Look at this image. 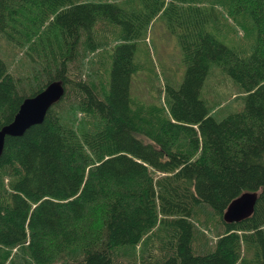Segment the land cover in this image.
<instances>
[{
    "label": "trees",
    "instance_id": "1",
    "mask_svg": "<svg viewBox=\"0 0 264 264\" xmlns=\"http://www.w3.org/2000/svg\"><path fill=\"white\" fill-rule=\"evenodd\" d=\"M161 15L184 22L172 29L185 69L147 103L131 90L136 38ZM228 17L247 44L227 40ZM1 44L14 58L0 50V127L49 81L65 92L5 137L0 264H264V0H0ZM99 47L109 62L96 80L83 65ZM24 57L37 71L14 74ZM212 64L242 108L212 112L201 94ZM245 190L258 191L252 213L225 221Z\"/></svg>",
    "mask_w": 264,
    "mask_h": 264
},
{
    "label": "rangeland",
    "instance_id": "2",
    "mask_svg": "<svg viewBox=\"0 0 264 264\" xmlns=\"http://www.w3.org/2000/svg\"><path fill=\"white\" fill-rule=\"evenodd\" d=\"M122 2V0H120ZM125 5L127 7L132 6V2ZM145 25L142 28L140 35L138 36L134 58L135 61L139 63L138 70L133 73L131 90L137 99L140 101H145L147 103L158 100V90L162 89L164 83L177 82L181 80L183 75L185 64L182 60V51L180 47L178 33L180 32V26L177 25L174 30L172 29L173 23H181L177 21H167L165 15L155 16L151 21H144ZM227 23L230 27V32L227 35V40H239L242 45L247 44V31L240 24L234 21L232 18L228 17L227 21H222ZM101 28L103 31L100 33L99 41L109 40L111 38V26L105 23H101ZM115 33L119 29H115ZM106 31L107 34H103ZM113 31V30H112ZM220 35H224L223 33ZM224 39V36L222 37ZM241 38V39H240ZM225 40V39H224ZM25 46L22 48H17L19 51L24 52ZM0 50L3 51L2 55L5 61L10 63V59L14 58V51L8 44H1ZM108 50L105 48H97L94 54L89 58L87 65L84 62H80V65L87 67L89 75H94L96 80H98V75L100 73L101 77L106 75L105 69L108 65L109 59ZM88 54V52H87ZM19 52L17 56H21ZM86 57L85 59H87ZM141 64V66H140ZM13 67L16 69L14 74L22 76L23 73L37 71L36 67L31 66L27 58H16L13 61ZM12 68V67H11ZM152 75V77L150 75ZM241 90V89H240ZM201 94L203 98L206 99L208 104L214 105L212 112L214 114H222L226 111H233L243 107V101L239 99L240 91L237 84L234 83L227 74H225L222 69L212 64L208 75L204 81ZM229 111V112H230ZM211 227V225H210ZM199 229L205 236L214 237L215 229L212 226L213 233L208 228V226L201 225ZM211 233V234H210ZM127 251L136 254L138 256L139 252L136 248L135 250L129 248ZM128 257V256H126ZM55 264H63L62 262H56Z\"/></svg>",
    "mask_w": 264,
    "mask_h": 264
},
{
    "label": "water",
    "instance_id": "3",
    "mask_svg": "<svg viewBox=\"0 0 264 264\" xmlns=\"http://www.w3.org/2000/svg\"><path fill=\"white\" fill-rule=\"evenodd\" d=\"M64 92L63 81L53 79L34 95L26 96L12 120L0 127V155L6 135H21L29 126L42 122L46 111L62 98ZM257 197V190L242 191L227 204L223 219L227 222L244 219L252 213Z\"/></svg>",
    "mask_w": 264,
    "mask_h": 264
}]
</instances>
